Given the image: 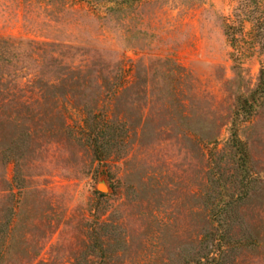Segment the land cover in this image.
<instances>
[{
	"label": "rangeland",
	"instance_id": "374dc122",
	"mask_svg": "<svg viewBox=\"0 0 264 264\" xmlns=\"http://www.w3.org/2000/svg\"><path fill=\"white\" fill-rule=\"evenodd\" d=\"M262 65L264 0H0V264H264Z\"/></svg>",
	"mask_w": 264,
	"mask_h": 264
},
{
	"label": "trees",
	"instance_id": "16d2710c",
	"mask_svg": "<svg viewBox=\"0 0 264 264\" xmlns=\"http://www.w3.org/2000/svg\"><path fill=\"white\" fill-rule=\"evenodd\" d=\"M264 105V65L259 69L257 83L255 87L248 92L246 96H239L235 102V109L233 111L231 124L228 130L227 146L233 154L234 162L236 164V170L239 173V188L240 190L247 189L246 183L251 177L249 168V157L247 148L244 142L238 135V123L242 120H247L256 112V110ZM108 154H103L98 150H95L93 159L98 163L103 162ZM18 163H15V175L17 176L19 171ZM15 176V177H16ZM98 196L103 197V194H99L94 191ZM230 201L227 203L233 204L237 201V198L230 197Z\"/></svg>",
	"mask_w": 264,
	"mask_h": 264
},
{
	"label": "water",
	"instance_id": "95a60500",
	"mask_svg": "<svg viewBox=\"0 0 264 264\" xmlns=\"http://www.w3.org/2000/svg\"><path fill=\"white\" fill-rule=\"evenodd\" d=\"M101 182H102V181H101ZM101 182H100V183H101ZM100 183L98 184V190L101 191V192H104V191L106 190V188H104V189L99 188Z\"/></svg>",
	"mask_w": 264,
	"mask_h": 264
}]
</instances>
